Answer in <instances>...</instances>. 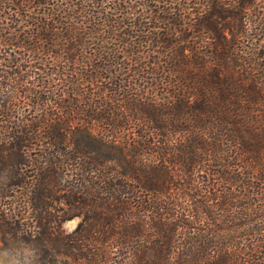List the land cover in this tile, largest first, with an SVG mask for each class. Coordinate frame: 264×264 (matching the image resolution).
<instances>
[{"label": "trees", "instance_id": "obj_1", "mask_svg": "<svg viewBox=\"0 0 264 264\" xmlns=\"http://www.w3.org/2000/svg\"><path fill=\"white\" fill-rule=\"evenodd\" d=\"M41 1L0 0L23 264H264V0Z\"/></svg>", "mask_w": 264, "mask_h": 264}, {"label": "rangeland", "instance_id": "obj_2", "mask_svg": "<svg viewBox=\"0 0 264 264\" xmlns=\"http://www.w3.org/2000/svg\"><path fill=\"white\" fill-rule=\"evenodd\" d=\"M41 8H48V6H56V0L48 1V0H42L41 3L38 4ZM3 18L6 17V15L2 16ZM56 22V19L54 20ZM30 109H33L32 106H30ZM48 109L54 110L53 107L49 106ZM56 112V109L54 110ZM66 201H58L55 202V209L53 210L52 207L49 208L53 213L50 214V217L53 219L54 223L53 226H56V223L58 221V215H62V211L69 210L68 205L65 204ZM64 209V210H60ZM40 212V211H39ZM53 214L56 216H53ZM26 219H30V221H45L47 217V213L41 210V213L32 212L31 208L28 209L27 213L25 214ZM82 220V216H75L73 218L67 219L63 222L62 227L67 232H72L80 223ZM35 223V222H34ZM27 253L21 251V248H19L18 243H9L6 242L3 238V233L0 229V264H23L26 262L24 256H26Z\"/></svg>", "mask_w": 264, "mask_h": 264}]
</instances>
